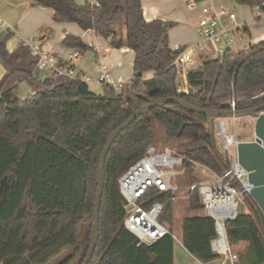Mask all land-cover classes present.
Instances as JSON below:
<instances>
[{"label":"trees","instance_id":"obj_1","mask_svg":"<svg viewBox=\"0 0 264 264\" xmlns=\"http://www.w3.org/2000/svg\"><path fill=\"white\" fill-rule=\"evenodd\" d=\"M32 2L53 8L55 22L95 29L110 40V46H128L136 54L128 88L104 85V93H95L80 77L54 72L41 79L36 70L39 57L22 43L10 51L13 31L0 32V60L6 68L0 80V264H83L93 238L102 152L113 130L150 101L178 94L193 105L223 111L232 109V96L236 110L261 106L264 96L247 97L264 89V40L228 53L222 61L204 56L201 65L189 72L193 94L179 93L168 36L175 23L145 20L141 0ZM64 39L67 48L90 49L79 35L68 33ZM148 71L153 75L146 76ZM23 82L34 90L26 99L17 95ZM210 121L205 114L169 102L139 116L117 136L105 163L100 238L89 264H174L173 234L139 244L125 227L128 206L118 180L157 142L155 122L163 127V140L174 142L183 154L190 185L198 180L189 159L223 174L230 162L217 135L210 132ZM170 196L171 192L151 187L140 202L148 207ZM245 196L251 202L250 194ZM187 200L191 210H204L198 189ZM174 204L169 202L161 217L172 233ZM225 226L236 255L234 264H264V229L252 204L250 212L240 213ZM181 230L184 246L196 258L208 263L221 257L211 248L216 234L212 217L185 215Z\"/></svg>","mask_w":264,"mask_h":264},{"label":"built area","instance_id":"obj_2","mask_svg":"<svg viewBox=\"0 0 264 264\" xmlns=\"http://www.w3.org/2000/svg\"><path fill=\"white\" fill-rule=\"evenodd\" d=\"M96 3V0H90ZM185 3L191 10L199 7V22L196 28L198 39L191 45L179 44L172 47L175 57L172 65L178 69L177 85L178 92H189V72L199 67L204 56L213 59L223 60L228 53H235L236 49L235 32L240 31L244 24L239 23L236 13L226 5H218L214 0H180ZM206 2V3H204ZM204 3V4H203ZM264 3L250 5L253 15L251 17L258 18L263 11ZM7 26L6 21H1L0 27ZM11 27L8 29L11 31ZM25 47H29L32 54L39 57L37 65V73L41 79L56 73L59 76L65 75L71 78H81L88 85L96 83L102 85H113L118 89H122L124 81L115 80L108 73V64L106 62L107 55L99 57L101 72L93 77L83 75L76 72L70 63L62 66L63 61L58 58L50 48L42 40L25 38L21 42ZM90 49H95L98 53H107L110 46H99L97 42L88 43ZM251 45L245 46L247 50ZM241 49V50H243ZM83 52L75 50L73 56L78 58ZM72 56V57H73ZM118 66L122 62L117 63ZM264 96V89L247 97L254 100ZM231 105L233 111H236L237 100L235 96L231 97ZM233 124L237 122V115H232ZM256 121V120H255ZM216 133L222 138L221 149L228 152V161L230 168L223 174L213 172L212 180H200L191 184L186 194L180 195V185L177 184L175 178L187 173L184 164V156L178 151L170 147L160 149L155 144H150L144 156L131 164L128 170L120 176L118 182L121 194L127 202L128 214L125 217V227L139 238V244L155 242L166 234H173L170 227L161 221V217L165 212L169 202H176L177 199L188 198L193 191H199L201 200L204 203L205 214L212 217L215 221V236L211 241V248L215 253L221 255L224 261L227 259L234 260L236 255L230 248L228 236L226 232V222L235 219L240 214L241 204L243 203L240 196H245L253 187L249 181V171L239 163L237 145L241 141L235 131L227 129L226 118H216ZM195 166L197 162L189 159ZM171 168L169 172L165 169ZM206 167V166H205ZM172 179H167L168 177ZM167 177V178H166ZM151 187H156L161 192H171V196L167 201L156 200L148 207H145L140 199ZM244 204V203H243Z\"/></svg>","mask_w":264,"mask_h":264},{"label":"crops","instance_id":"obj_3","mask_svg":"<svg viewBox=\"0 0 264 264\" xmlns=\"http://www.w3.org/2000/svg\"><path fill=\"white\" fill-rule=\"evenodd\" d=\"M77 1L84 2L86 0ZM228 1H231L233 4L237 3L232 0H214L218 5H225V3H229ZM141 4H143V15L145 20L152 21L155 19H162L175 23V26L168 32L171 47L177 45V43L191 45L197 41L198 35H196V28L198 20L193 17H199V7L191 10L180 0H141ZM237 4L240 6L243 5V7L249 9L251 7L249 4L245 3ZM185 6L189 9L190 15L193 14L192 18L187 14ZM231 10L234 11L233 9ZM53 17V8L34 5L32 0H0V25L1 21H6L7 24H9V27H0V32L8 30L10 27L12 28L11 31H13V35L8 40V48L10 51L14 50L22 42V39L33 38L42 40L53 49V52L58 56L61 62L70 63L76 72L93 77L101 72L99 57L107 55V71L110 77L115 80L121 79L124 81L123 86L128 88L134 76L133 69L136 58V54H134L131 48L128 46H110V40L101 37L95 29L84 30L75 22H55ZM236 18L237 21L241 24L243 23L244 26L240 31H236L235 35L238 33L241 34L243 39H249V42L244 46L258 44L260 41L264 40V13L263 15L261 13L258 18H254L244 11L241 17H238L236 13ZM68 33L79 35L87 44L95 41L101 47L110 46V51L107 53H98L95 49H89L83 52L81 56H78V58H75L73 56L75 49L67 48L63 44L64 38ZM118 62H122V65L118 66ZM127 65L129 66L128 68ZM150 72L151 71L146 72L145 75H153V72L149 75ZM5 73L6 68L0 60V80L5 76ZM23 83H21L19 87ZM92 86H96L98 92H102L104 88V85L96 82L92 84ZM28 87L29 90H31V94H34V90L31 88L30 84ZM90 89L92 90V88ZM199 214H205V211ZM182 235L180 239H175L174 264H234V260L227 259L224 261L222 258L208 263L202 262L186 249L183 244Z\"/></svg>","mask_w":264,"mask_h":264},{"label":"water","instance_id":"obj_4","mask_svg":"<svg viewBox=\"0 0 264 264\" xmlns=\"http://www.w3.org/2000/svg\"><path fill=\"white\" fill-rule=\"evenodd\" d=\"M189 83V82H188ZM194 89L189 86V94H193ZM169 102L180 103L184 108L193 111L205 114L211 117L210 121V132L214 133V126L216 118H227L232 115H245V114H254L256 116V121L254 124V138L251 140H241L238 142L237 150L239 163L245 169L249 171L248 179L253 184V187L250 191L251 204L255 207V211L259 214L263 229H264V104L261 106H255L251 108L244 109L243 111H223L214 107H201L193 105L192 103L186 101L179 94L172 97H162V99H156L150 101L148 104L141 106L136 112H134L125 123L121 124L113 130L110 134L109 139L106 143V146L103 150V155L100 162V178L98 183V193L96 198V207L94 212V226L92 229V243L88 251V255L84 260L83 264H89L94 256V251L99 242V215L101 210V201L102 195L104 192V184L106 178L105 163L110 151L113 142L117 139V136L130 124H132L135 119L139 116L146 114L156 106H162ZM226 159L228 160V152H226ZM240 213H244V204H241Z\"/></svg>","mask_w":264,"mask_h":264},{"label":"rangeland","instance_id":"obj_5","mask_svg":"<svg viewBox=\"0 0 264 264\" xmlns=\"http://www.w3.org/2000/svg\"><path fill=\"white\" fill-rule=\"evenodd\" d=\"M229 3H225L226 6H228L230 9H233L238 17L242 15V12H246L248 15H253L251 9L249 8H245L243 7V5H239L237 3L233 4L231 1H228ZM185 10H187V14L190 15L191 13L189 12V9L185 6ZM264 13V10L262 11V15ZM200 16V15H199ZM190 17H193V14L190 15ZM195 19L198 20L199 22V17H193ZM263 20V19H262ZM124 34H125V29H124ZM237 35L235 36V42L234 45L236 47V49L241 50L243 49L245 46V44H247L249 42V39H243L241 37V34L236 33ZM129 65V63H128ZM127 65V68L129 67ZM152 74V71L149 73V75ZM29 84L28 83H23L17 92V95L22 98V99H26L30 94H31V90H29ZM90 88H92V90L96 93H104L105 91V87L103 88L102 92H98L97 87L96 86H92L90 85ZM238 119L237 122L235 124V128H234V124H233V117L232 116H228L226 118V123H227V129H229L230 131H235V133H237V136L240 140H251L254 138V124H255V120H256V116L254 114H245V115H237ZM155 135H157L158 140L156 143H154L155 145H157L158 148L163 149L164 147H170L171 149L177 151V147L176 144L173 143H167L163 140V127H161L157 122H155ZM214 132L217 135V141H218V146L221 149L222 146V138L220 135H218L216 133V126H214ZM222 150V149H221ZM196 171H195V176L197 178L198 181L200 180H212L213 179V172H211V169H208L207 167L201 165V164H197L196 166ZM165 169L169 172L173 171L171 168H167L165 167ZM188 173L184 174V175H180L177 176L175 178L177 184L180 185L181 191H180V195L186 194L190 184H189V180L187 178ZM168 177V178H167ZM167 179H172L171 177L167 176ZM243 203H244V213L250 212L251 210V202L250 200L246 197V196H240ZM200 212L204 213V211H193L189 208V201L186 198H181V199H177L175 204H174V211H173V217H174V223L172 226V231L173 233L176 235V238L178 237L180 239L181 237V229H182V221L185 215H198ZM93 229V228H92ZM233 249H235L236 251H238L237 247H233Z\"/></svg>","mask_w":264,"mask_h":264}]
</instances>
